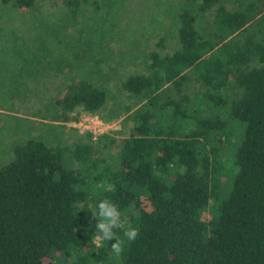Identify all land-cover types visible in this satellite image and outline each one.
Masks as SVG:
<instances>
[{"label": "trees", "instance_id": "1", "mask_svg": "<svg viewBox=\"0 0 264 264\" xmlns=\"http://www.w3.org/2000/svg\"><path fill=\"white\" fill-rule=\"evenodd\" d=\"M36 1L0 3L33 8ZM59 2L62 31L77 36L63 45L61 85L37 113L64 122L99 112L107 91L76 72L88 56L100 58L104 32L94 37L96 28L78 18L84 8L99 10V1ZM173 8L172 42L158 35L140 50L144 68L117 78L130 98L125 109L134 108L115 155L102 151L103 139L113 140L106 132L8 142L0 160V264H264V0H177ZM2 47L0 60L29 67L23 77L11 73L2 102L24 96L55 67L57 49L40 33L27 43L0 36ZM212 106L226 115H210ZM229 119L243 128L231 184L220 192L219 142ZM102 199L139 231L119 256L109 242L91 243V211Z\"/></svg>", "mask_w": 264, "mask_h": 264}, {"label": "rangeland", "instance_id": "2", "mask_svg": "<svg viewBox=\"0 0 264 264\" xmlns=\"http://www.w3.org/2000/svg\"><path fill=\"white\" fill-rule=\"evenodd\" d=\"M98 1L99 10L84 8L78 18L82 25L90 23L92 28H96L94 37H97L100 30L104 32L100 35L101 41L98 46L101 51L100 58L97 55L88 56L86 64L82 67L78 66L76 72L79 73L78 75L88 76L106 89L105 104L99 112H80L75 120L64 122L51 120L50 117L37 112L44 110L41 104L43 96L55 94L61 85L60 82L64 79L62 68L65 64L62 62L65 58L62 57L67 54L63 45L67 47L69 40L72 41L77 36L74 33L73 37H67V27L64 32L62 31L61 25L67 20L65 8L59 0H37L33 8H13L0 3V36L9 41L27 43L28 40L38 37L40 33L43 41L49 44L52 50L57 49V59L53 61L55 67L45 74L41 82L32 83L29 89H26L28 91L24 96H13L3 102V98L0 99V160H4L7 156L8 142L26 134H37L46 139L59 136L70 141L78 138L85 131L91 132L93 138L99 133L106 132L113 140L109 142L107 138L103 139L106 145L102 146V151L112 155L117 152L119 140L127 134L131 125L128 114L134 108L132 106L130 109H125L130 98L120 90L117 78L126 70L135 67L144 68L145 60L140 55V50L145 48L147 43L154 42L158 35L163 34L167 37L168 43L172 42L171 12L177 0ZM5 50V47L0 48V53H4ZM94 57L99 61L95 62ZM27 68L28 65L23 70L22 62L18 64L0 60V95L10 85L12 87V84L8 83L11 73L22 74ZM208 113L220 117L226 115L223 107L215 106L210 107ZM225 127L229 135L227 139L219 142V148L223 151L220 155L223 172L218 177L220 192L227 190L231 184L234 171L233 151L241 137L243 123L237 119H229ZM220 197L217 195L216 201ZM208 203L206 213L214 200L210 198Z\"/></svg>", "mask_w": 264, "mask_h": 264}, {"label": "clouds", "instance_id": "3", "mask_svg": "<svg viewBox=\"0 0 264 264\" xmlns=\"http://www.w3.org/2000/svg\"><path fill=\"white\" fill-rule=\"evenodd\" d=\"M90 219L97 221L91 243L99 248L109 242L111 251L117 256L123 253L125 240L134 242L139 235L138 229L125 226L117 205L109 199H102L97 203L96 210L91 211ZM115 230H123V240Z\"/></svg>", "mask_w": 264, "mask_h": 264}]
</instances>
